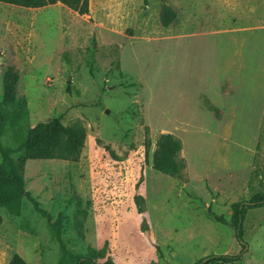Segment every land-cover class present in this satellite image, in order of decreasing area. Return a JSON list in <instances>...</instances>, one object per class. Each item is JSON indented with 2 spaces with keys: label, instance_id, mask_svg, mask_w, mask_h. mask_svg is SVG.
I'll return each mask as SVG.
<instances>
[{
  "label": "rangeland",
  "instance_id": "374dc122",
  "mask_svg": "<svg viewBox=\"0 0 264 264\" xmlns=\"http://www.w3.org/2000/svg\"><path fill=\"white\" fill-rule=\"evenodd\" d=\"M164 5L175 14L167 26ZM9 68L18 79L1 142L14 160L37 123L86 132L77 162L23 166L25 191L60 220L66 250L117 264L239 253L209 212L229 222L233 203L264 192V0H89L83 16L0 2V103ZM161 134L180 141L179 178L152 168ZM243 230L234 264H264V207L248 210ZM13 253L72 264L27 198L18 215L0 208V264Z\"/></svg>",
  "mask_w": 264,
  "mask_h": 264
},
{
  "label": "trees",
  "instance_id": "16d2710c",
  "mask_svg": "<svg viewBox=\"0 0 264 264\" xmlns=\"http://www.w3.org/2000/svg\"><path fill=\"white\" fill-rule=\"evenodd\" d=\"M1 3L16 7L38 9L46 6L62 4L69 10L80 16L89 13V0H0ZM147 5V0H142ZM175 14L167 6H162L160 20L163 26L169 25ZM17 75L9 68L3 76L2 101L0 103V208L6 209L12 215H18L23 198H27L33 205L34 210L46 218L49 226L55 233L61 249L68 256L72 264H117L111 258L102 263H97L90 255H74L66 250L61 240L60 220L51 222L49 215L40 209L38 203L25 191V182L22 177L23 166L28 160H59L77 162L84 147L86 132L78 125H63L60 118H54L48 122L37 123L30 127L25 139L16 148L17 158L11 157L12 150L5 147L1 142V128L6 118L4 107L15 102V84ZM22 104L25 101L22 100ZM156 149L152 155V168L169 177L179 178L185 168L183 160L179 158L181 151L180 141L170 134H161L156 140ZM150 141L146 140L145 148L148 151ZM134 203L137 213L142 215L143 198L135 195ZM264 207V192L251 196L248 201H240L231 205L232 216L228 222L222 216L211 212V217L218 223L228 225L234 230V236L239 243L240 251L237 255H210L194 264H234L242 260L247 252V243L243 239V224L246 214L250 209ZM6 264H28L17 253H13Z\"/></svg>",
  "mask_w": 264,
  "mask_h": 264
},
{
  "label": "crops",
  "instance_id": "0c3cea01",
  "mask_svg": "<svg viewBox=\"0 0 264 264\" xmlns=\"http://www.w3.org/2000/svg\"><path fill=\"white\" fill-rule=\"evenodd\" d=\"M58 5H62V4H60V3H57ZM56 5V4H55ZM51 6H53V5H51ZM63 6V5H62ZM65 7V6H64Z\"/></svg>",
  "mask_w": 264,
  "mask_h": 264
}]
</instances>
